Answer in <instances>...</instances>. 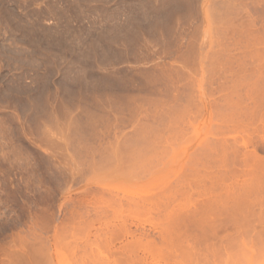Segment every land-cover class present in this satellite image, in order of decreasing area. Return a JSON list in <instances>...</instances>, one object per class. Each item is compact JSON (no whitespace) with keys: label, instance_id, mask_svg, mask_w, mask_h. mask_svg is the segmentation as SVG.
Returning <instances> with one entry per match:
<instances>
[{"label":"rangeland","instance_id":"obj_1","mask_svg":"<svg viewBox=\"0 0 264 264\" xmlns=\"http://www.w3.org/2000/svg\"><path fill=\"white\" fill-rule=\"evenodd\" d=\"M263 98L264 0H0V264H88L118 215L155 236L168 193L215 201L217 244L235 185L264 181Z\"/></svg>","mask_w":264,"mask_h":264},{"label":"bare ground","instance_id":"obj_2","mask_svg":"<svg viewBox=\"0 0 264 264\" xmlns=\"http://www.w3.org/2000/svg\"><path fill=\"white\" fill-rule=\"evenodd\" d=\"M261 1H263V0H261ZM255 23V22H254ZM250 24V23H249ZM254 26V25H253ZM261 82V81H260ZM262 83V82H261ZM257 87V86H256ZM259 87V86H258ZM263 88V87H262ZM258 89V88H257ZM256 90V89H255ZM257 91V90H256ZM255 91V92H256ZM260 93V92H259ZM244 96V95H243ZM242 96V97H243ZM255 96V95H254ZM239 97V96H238ZM227 98V97H226ZM260 98V97H259ZM229 99V98H228ZM239 99V98H238ZM258 99V98H257ZM257 99H256V101H257ZM264 99V98H263ZM243 100V99H242ZM248 100V99H247ZM228 101V100H227ZM245 101V100H244ZM260 101H263L262 99L260 100ZM242 102V101H241ZM238 103H240L239 101H238ZM253 104H255V103H253ZM253 104H251V105H253ZM258 104V103H257ZM262 104V103H261ZM242 105V104H241ZM239 106V105H238ZM240 107V106H239ZM226 108V107H225ZM253 108H255V107H253ZM242 109V108H241ZM245 109H247V108H245ZM252 109V108H251ZM257 109H258V107H257ZM239 110V109H238ZM253 111H254V109H253ZM262 110H260L259 112H261ZM235 112V111H234ZM250 112V111H249ZM255 112V111H254ZM241 113V112H240ZM251 113V112H250ZM248 114V113H247ZM252 114V113H251ZM255 113H253V115H254ZM225 115V114H224ZM237 115V114H236ZM243 115H244V113H243ZM230 116V115H229ZM226 118H228V117H226ZM231 118V117H230ZM230 118H228V120L227 121H229V119ZM261 118V117H260ZM251 119V118H250ZM256 121H258V119L256 118ZM261 121V120H260ZM263 121V120H262ZM246 122V121H245ZM258 123V122H257ZM264 123V122H263ZM262 123V124H263ZM250 124V123H249ZM249 126V125H248ZM257 127V126H256ZM253 128V127H252ZM235 129V128H234ZM255 129V128H254ZM260 129V128H259ZM259 129H257V130H259ZM240 130V129H239ZM245 130V129H244ZM263 130V129H262ZM167 131V130H166ZM180 131H182L181 129H180ZM252 130H250V132H251ZM253 131H255V130H253ZM260 131V130H259ZM151 132V131H150ZM174 132H176V130H174ZM241 132H244V131H241ZM247 132H249V131H247ZM249 132V133H250ZM261 132V131H260ZM149 133V132H148ZM153 133V132H152ZM159 133V132H158ZM183 133V132H182ZM246 133V132H245ZM254 133V132H253ZM142 134V133H141ZM255 134H259V133H255ZM148 135V134H147ZM158 135V134H157ZM180 135V134H179ZM251 135V134H250ZM148 136H150V135H148ZM154 136H155V134H154ZM153 136V137H154ZM177 136V135H176ZM175 136V139L177 138V137H179V136H177L176 137ZM139 137V136H138ZM142 137V136H141ZM141 137H139V138H141ZM160 137V136H159ZM143 138V137H142ZM163 138V137H162ZM173 138V137H172ZM260 138V137H259ZM148 139H151V138H148ZM148 139H146V140H148ZM154 139H156V138H154ZM160 139V138H159ZM174 139V140H175ZM261 139V138H260ZM153 140V139H152ZM151 141V140H150ZM155 141V140H154ZM179 141H180V139H179ZM176 142V141H175ZM229 142V141H228ZM249 142V141H248ZM250 142H253V141H250ZM131 143V142H130ZM141 143V142H140ZM143 143V142H142ZM141 143V144H142ZM147 143V142H146ZM162 143H165V142H163L162 141ZM161 143V144H162ZM173 143V142H172ZM227 143V142H226ZM231 143V142H230ZM256 143V142H255ZM254 143V144H255ZM133 144V143H132ZM151 144V143H150ZM157 144V143H156ZM212 144H214V143H212ZM212 144H210V145H212ZM236 144H238V142L236 143ZM251 144V143H250ZM148 145V144H147ZM155 145V144H154ZM159 145V144H158ZM210 145H208V146H210ZM248 146H250L249 144H247ZM134 146H135V144H134ZM156 146V145H155ZM155 146H153L154 148H155ZM168 146V145H167ZM232 146V145H231ZM261 146H262V144H261ZM139 147V146H138ZM148 147V146H147ZM221 147V146H220ZM253 147V146H252ZM122 148V147H121ZM131 148V147H130ZM142 148V147H141ZM144 148V147H143ZM237 148V147H236ZM149 149V148H148ZM160 149V148H159ZM162 149V148H161ZM165 149H169V148H165ZM203 149H206V148H203ZM202 149V150H203ZM208 149V148H207ZM206 149V150H207ZM212 149V148H211ZM233 149V148H232ZM234 149H235V147H234ZM254 149V148H253ZM124 150V149H123ZM154 150V149H153ZM162 150H164V148L162 149ZM227 149H225L224 150V152L226 151ZM244 150V149H243ZM118 151V150H117ZM120 151V150H119ZM143 151H145V150H143ZM165 151V150H164ZM163 151V152H164ZM229 151H230V153L232 154V150H230L229 149ZM245 151V150H244ZM132 152V151H131ZM134 152V151H133ZM141 152H142V150H141ZM150 152V151H149ZM210 152H211V150H210ZM118 153H120V152H118ZM134 153H136V152H134ZM138 153V152H137ZM155 153H156V149H155ZM158 153V152H157ZM219 153H220V151H219ZM222 153V152H221ZM226 153H228V152H225V155H226ZM238 153H239V151H238ZM241 153V152H240ZM249 153V152H248ZM252 152L250 151V154H251ZM121 154V153H120ZM124 154V153H123ZM143 154V153H142ZM159 154H161V153H159ZM158 154V155H159ZM209 154H211V153H209ZM224 154V153H223ZM229 154V153H228ZM227 154V155H228ZM245 154V153H244ZM113 155V154H112ZM129 155V154H128ZM144 155V154H143ZM142 155V156H143ZM200 155V154H199ZM212 155V154H211ZM217 155V154H216ZM216 155H214V153H213V156H215V157H209V158H211V160L212 159H214L213 161V163L215 164V159H217L218 157L216 156ZM234 155V154H233ZM236 155V154H235ZM238 155V154H237ZM236 155V158L238 157ZM241 155H243L242 153H241ZM246 155V154H245ZM255 155V154H254ZM254 155H250V156H254ZM118 156V155H117ZM121 156V155H120ZM130 156V155H129ZM140 156H141V154H140ZM207 156H208V154H207ZM221 156V159H218V160H222V155H220ZM229 156V155H228ZM244 156V155H243ZM257 156V155H256ZM255 156V157H256ZM125 157V156H124ZM131 157V160H132V156H130ZM223 157H224V155H223ZM231 157H233V156H231ZM239 157H240V155H239ZM238 157V158H239ZM247 157H248V155H247ZM113 158V157H112ZM141 159L143 158V157H140ZM209 158H207V159H209ZM254 158V157H253ZM257 158H260V157H258L257 156ZM256 158V159H257ZM111 159V158H110ZM120 159V158H119ZM224 159V158H223ZM228 159V158H227ZM123 160H125V159H123ZM133 160H134V158H133ZM153 160V159H152ZM205 160V159H204ZM211 160H209V161H211ZM217 160V161H218ZM229 160V159H228ZM236 160V159H235ZM255 160V159H254ZM262 161H263V159H261ZM118 161V160H117ZM126 161V160H125ZM127 161H130V160H128L127 159ZM126 161V162H127ZM138 161H140V160H138ZM145 161V160H144ZM143 161V162H144ZM195 161H196V159H195ZM200 161V160H199ZM203 161V160H202ZM224 161V160H223ZM240 161V160H239ZM262 161L261 162H259V160L257 161V160H255V164H257V162L259 163V165L258 166H256V167H258L259 168V166H261V165H263L262 164ZM111 162V161H110ZM119 163H120V161H118ZM134 162V161H133ZM220 162H222V161H220ZM246 162V161H245ZM113 163V162H112ZM130 163V162H129ZM153 163V162H152ZM212 163V164H213ZM219 163V162H218ZM222 163H224V162H222ZM235 163H236V161H235ZM234 163V164H235ZM247 163V162H246ZM139 164H140V162H139ZM188 164H190V163H188ZM208 165L210 164V163H207ZM225 164V163H224ZM230 164V163H229ZM233 164V163H232ZM105 165V164H104ZM103 165V166H104ZM113 165V164H112ZM126 165V164H125ZM124 165V166H125ZM129 165V166H128ZM131 165H132V161H131ZM152 165V164H151ZM199 165V164H198ZM218 165H220V164H218ZM227 165V164H226ZM113 166H115V165H113ZM126 166H128V167H130V164H128L127 163V165ZM133 166V165H132ZM140 166V165H139ZM138 166V167H139ZM142 166V165H141ZM149 166H150V163H149ZM191 166V165H190ZM221 166H222V164H221ZM264 166V165H263ZM105 167H106V165H105ZM104 167V168H105ZM119 167V166H118ZM135 167V166H134ZM214 167H216V166H214ZM225 167H227V166H225ZM224 167V168H225ZM232 167V166H231ZM247 167V166H246ZM248 167H249V165H248ZM247 167V168H248ZM255 167V168H256ZM262 167V166H261ZM260 167V168H261ZM123 168V167H122ZM125 168V167H124ZM123 168V169H124ZM143 168V167H142ZM207 168H209V167H207ZM217 168H220V167H217ZM243 168V167H242ZM250 168V167H249ZM258 168H256V169H258ZM115 169H116V167H115ZM128 169V168H127ZM131 169V168H130ZM138 169V168H137ZM200 169V168H199ZM236 169V168H235ZM252 169V168H251ZM255 169V170H256ZM264 169V168H263ZM108 170V169H107ZM110 170V169H109ZM112 170V169H111ZM120 170V169H119ZM133 170V169H132ZM139 170V169H138ZM211 170V169H210ZM218 170V169H217ZM216 170V171H217ZM227 170V169H226ZM242 170V169H241ZM250 170V169H249ZM254 170V171H255ZM123 171V170H122ZM125 171V170H124ZM134 171V170H133ZM132 171V172H133ZM144 171V170H143ZM198 171V170H197ZM196 171V172H197ZM215 171V170H214ZM233 171V170H232ZM235 171V170H234ZM260 170L258 169V172H259ZM264 171V170H263ZM142 172V171H141ZM146 172V171H145ZM188 172H190V171H188ZM205 172V171H204ZM221 171H219L218 173H220ZM247 172V171H246ZM252 172H253V169H252ZM252 172H250V176H251V174L253 175V173ZM256 172V171H255ZM254 172V174L255 175H257L258 176V174H256ZM201 173V172H200ZM218 173H216L217 175H218ZM228 173V172H227ZM231 173V172H230ZM234 173V172H233ZM244 173V172H243ZM260 173V172H259ZM119 174V173H118ZM117 174V175H118ZM121 174V173H120ZM120 174H119V176H120ZM126 174H127V172H126ZM205 174V173H204ZM209 174V173H208ZM264 174V173H263ZM262 174V175H263ZM221 174H219L218 176H220ZM254 175V176H255ZM261 175V174H260ZM260 176V177H262L263 178V176ZM121 176H123V175H121ZM134 176H135V174H134ZM140 176V175H139ZM192 176H194V175H192ZM201 176V175H200ZM211 176V175H210ZM235 176V175H234ZM245 176V175H244ZM124 177V176H123ZM189 177H190V175H189ZM213 177V176H212ZM223 177V176H222ZM232 177V176H231ZM236 177H237V175H236ZM238 177H240V176H238ZM248 177V176H247ZM259 177V176H258ZM194 178V177H193ZM197 178H199V177H197ZM201 178V177H200ZM206 178V177H205ZM210 178V177H209ZM219 178V177H218ZM234 179H235V177H233ZM248 178H250V177H248ZM253 178V179H252ZM255 178H257V177H253V176H251V179H249L248 181H247V179L246 180H244L243 181V184H241L240 186L239 185H235V187L237 188L236 190H234V191H231V192H233V193H230V192H228V194L232 197H230V196H226V199H225V196H223V198H224V201H225V203L227 202V197H230L231 198V205L228 207V205H227V208H225L226 206H224L223 208H225V209H227L226 211H229V210H231V211H229L228 213H230V212H232V213H230L231 215H228V213H226L228 216H226L225 215V213H223L221 216H225L226 218H228L229 216H231L230 218H232V219H230V218H228V219H230L231 221H229V222H227V223H230V222H232V224H231V226L229 227V228H232V233H228L229 235H228V237H227V233L225 234L226 236V238H224V237H221L220 238V241H218V243L216 244V242L214 241V239L213 238H211V240L212 241H210L209 239H208V237H215L216 235H214V230L215 229H220L219 227L220 226H218L217 228H214V221H215V218H213L212 220H210V218H208V217H210L212 214L211 213H213V211H215V210H217V209H220V207L218 208H216V209H214L213 208V204H214V200H212L213 202H212V204L211 205H209V204H207L206 203V205L207 206H205L204 204H203V207L202 208H200L201 210H205L204 212L203 211H201L200 209H197L198 207H196V209H194V210H190V208H188L187 207V205L188 204H185L186 205V207H181V206H178V207H180V208H178L176 205V203L175 204H173L174 203V201H176L174 198H176V195H179L178 193L177 194H174V193H172V194H174V195H172L171 193H168V195L166 196V194H162V195H164V196H160V198L159 197H156V199H157V201H154V202H152L151 203V205L153 204L154 206H155V203H156V206H157V204H158V206H159V204L160 205H162L161 207L163 208V210L161 209L160 211V213H162L163 212V214H161V218L162 219H164V220H161V221H167L168 222V227H166L167 229H166V231H165V229H164V232H158L157 233V235H158V238L156 237V239H158V241H156L154 238H155V236H157V235H155V236H153V235H151V234H149L148 232H145L144 231V229H142V230H138L137 228H136V225H135V228L137 229H135V231L133 230V231H131V229H130V225H132V224H130V225H127L124 221H123V223L120 221V223H119V220L121 219V218H119L118 216V214H119V212L121 211H117V209L119 208V206H118V208L117 209H115L116 210V219H117V221H118V225H115L114 224V222L112 221V223L114 224L113 226L111 225V223L109 224V223H106V220H105V222H103V223H98L97 221V219H96V223H98V227H94V226H90L91 228V233H93L92 234V236H93V238H97L100 234L102 235V237L104 236V239L105 240H103V238H101L102 240H103V242L101 243V242H99L100 244H97L96 243V241H93L92 240V242L93 243H91L90 245H94V246H92L93 248H94V250H93V248L91 249V251H90V249H89V256L87 257V255H86V258L88 259L89 258V262H90V264H264V188H263V186H264V181H262L261 182V180L259 179V178H257V180L259 179L260 180V182H256L254 179ZM188 179V178H187ZM194 179H196V178H194ZM193 179V180H194ZM202 179H204V178H202ZM210 179H213V178H210ZM217 179V178H216ZM223 179H224V177H223ZM232 179V178H231ZM234 179H233V181H234ZM197 180H199V179H197ZM197 180H195V181H197ZM180 181V180H179ZM187 181V180H186ZM189 181H190V179H189ZM204 181V180H203ZM222 181V180H221ZM221 181H220V183H221ZM230 181V180H229ZM246 181V183H244ZM253 181V182H252ZM185 182V181H184ZM249 182V183H248ZM252 182V183H251ZM256 182V183H255ZM174 183V182H173ZM186 183V182H185ZM188 183V182H187ZM214 183V182H213ZM232 183V182H231ZM248 183V184H247ZM250 183H251V185H250ZM260 183H262L261 185H260ZM181 184V183H180ZM195 184V183H194ZM206 184V183H205ZM223 184V183H222ZM233 184V183H232ZM260 186H262V187H260ZM189 185V184H188ZM230 185V184H229ZM234 185V184H233ZM252 185L254 186H256V187H258V188H256V187H252ZM258 185V186H257ZM176 186V185H175ZM175 186H173V187H175ZM215 187L216 186H218V185H214ZM219 186H221V184L219 185ZM232 186V185H231ZM207 187V186H206ZM223 187V186H222ZM225 188H226V186H224ZM260 187V188H259ZM169 188H171V186L169 187ZM186 188V187H185ZM211 188H212V186H211ZM225 188H222V189H225ZM231 188V187H230ZM262 188V189H261ZM176 189H178V188H176ZM180 189H181V186H180ZM183 189V188H182ZM228 189V188H227ZM235 189V188H234ZM175 190V189H174ZM191 190H193V189H191ZM216 190H218V189H216ZM215 190V191H216ZM220 190V189H219ZM229 190H231V189H229ZM238 190V191H237ZM201 191V190H200ZM222 192H223V190H221ZM227 191V190H226ZM103 192V191H102ZM165 192H166V190H165ZM183 192H186V191H183ZM188 192H190V191H188ZM187 192V193H188ZM192 192H194V191H192ZM204 193H207V190H206V192L205 191H203ZM203 192H200V194H202ZM106 193H107V191H106ZM199 193V192H198ZM109 194V193H108ZM210 195V193H207L206 195ZM217 194H220V193H218V191H217ZM222 194H224V193H222ZM171 195V196H170ZM203 195V194H202ZM201 195V196H202ZM206 195H204L203 197H205ZM215 195V194H214ZM188 196L189 197H191L189 194H188ZM188 196H185V197H188ZM200 196V197H201ZM103 197H104V195H103ZM116 197V196H115ZM199 197V196H198ZM207 197V196H206ZM205 197V198H206ZM214 197H217V196H213V198ZM221 197V196H220ZM101 198V197H100ZM128 198V197H127ZM180 198H181V196H180ZM180 198H176V199H180ZM183 198V197H182ZM229 198V199H230ZM102 199V198H101ZM126 199V198H125ZM124 199V200H125ZM193 199V198H192ZM197 199V198H196ZM208 199V198H207ZM217 199V198H216ZM215 199V200H216ZM104 200V199H103ZM113 200V199H112ZM130 200V199H129ZM186 200V199H185ZM205 200V199H204ZM221 200V199H220ZM94 201V200H93ZM97 201H98V199H97ZM102 201V200H101ZM108 201V200H107ZM110 201H111V199H110ZM133 201V200H132ZM147 201V200H146ZM189 201H193V200H189ZM206 201V200H205ZM218 201H219V199H218ZM217 201V202H218ZM222 201H223V199H222ZM223 201V202H224ZM184 202V201H183ZM198 202V201H197ZM216 202V203H217ZM101 203V202H100ZM115 203V202H114ZM139 203V202H138ZM141 203V202H140ZM186 203V202H185ZM200 203V202H199ZM225 203H223V205H225ZM97 204V203H96ZM124 204V203H123ZM133 204V203H132ZM131 204V205H132ZM150 204V203H149ZM115 205H118V204H115ZM140 205H142V204H140ZM139 205V206H140ZM179 205H184V204H179ZM193 205H195V203H193ZM217 205H219L220 206V204L219 203H217ZM104 206H105V204H104ZM127 206V205H126ZM149 206V205H148ZM155 206V209L157 208ZM189 207H191L190 206V204L188 205ZM198 206H200V205H198ZM202 206V205H201ZM214 206H215V204H214ZM114 207V206H113ZM116 207V206H115ZM129 207H130V205H129ZM135 207V206H134ZM133 207V208H134ZM143 207V206H142ZM221 207H222V204H221ZM110 208V207H109ZM128 208V207H127ZM141 208V207H140ZM144 208H145V206H144ZM147 208V207H146ZM149 208V207H148ZM186 208V209H185ZM188 208V209H187ZM223 208L220 210V212H217L218 213V215H220L219 213H222V211H224L223 210ZM230 208V209H229ZM102 209V208H101ZM112 209V208H111ZM114 209V208H113ZM143 209V208H142ZM155 209H154V211H155ZM255 211H254V210ZM257 209V210H256ZM126 210V209H125ZM131 210V209H130ZM129 210V211H130ZM134 210H136V209H134ZM140 210V209H139ZM157 210V209H156ZM137 211V210H136ZM141 211V210H140ZM144 211V210H143ZM147 211H148V209H147ZM207 211V214L205 215L204 213ZM219 211V210H218ZM226 211H224V212H226ZM103 212H104V210H103ZM102 212V213H103ZM114 212V211H113ZM131 212V211H130ZM142 212V211H141ZM146 212V211H145ZM151 212H153V211H151ZM202 212V213H201ZM87 213V212H86ZM106 213V212H105ZM118 213V214H117ZM132 213V212H131ZM148 213V212H147ZM209 213V214H208ZM95 214V213H94ZM125 214V213H124ZM211 214V215H210ZM214 214V213H213ZM88 215V214H87ZM97 215V214H96ZM96 215H93V216H96ZM108 215H110V214H108ZM135 215V214H134ZM137 215H139V214H137ZM150 215H151V213H150ZM205 215V216H204ZM209 215V216H208ZM101 217H102V215H100ZM105 216V215H104ZM103 216V217H104ZM212 216H215V215H212ZM217 216V215H216ZM223 216V217H224ZM98 219H99V216H96ZM109 217V216H108ZM113 217V216H112ZM115 217V216H114ZM122 217V216H121ZM131 217H132V215H131ZM139 217V216H138ZM153 217V216H152ZM223 217H222V219H223ZM110 218V217H109ZM108 218V219H109ZM127 218H129V217H127ZM160 218V219H161ZM219 218H220V216H219ZM225 218V219H226ZM101 219V218H100ZM105 219V218H104ZM107 219V218H106ZM111 219H113V218H111ZM116 219L114 218V221H116ZM119 219V220H118ZM217 220H218V217L216 218ZM240 219L243 221V224L241 223V221H240ZM85 220H87V219H85ZM91 220V219H90ZM94 220V219H93ZM102 220V219H101ZM110 220V219H109ZM125 220V219H124ZM127 220V219H126ZM146 220H148V219H146ZM208 220V222H206ZM203 223H202V222ZM210 221H212L211 223H209ZM219 221H220V219H219ZM88 222H90V221H88ZM87 222V223H88ZM137 222V221H136ZM141 222V221H140ZM167 222H165V223H167ZM206 222V223H205ZM218 221H216V223H217ZM221 223H219L218 225H222V227H223V224H225V225H227L226 223H224V222H222V221H220ZM239 222L241 223V225L239 224ZM95 223V221L93 222V223H90V224H94ZM122 223V224H121ZM134 223V222H133ZM209 224V225H207V227H204V230L206 229V228H209V233H208V231H205V233H207V234H209L208 236H207V238H198L197 237V234L196 233H198V235H202V233L201 234H199L200 232H197L196 231V229H195V231H196V233H194L195 231L194 230H192V229H194V228H196L195 227V225H197V227H198V225L200 224L201 226H205V225H203V224ZM215 223V224H216ZM223 223V224H222ZM85 225H86V223H84ZM89 224V225H90ZM147 224V223H146ZM195 224V225H194ZM211 224V225H210ZM88 225V226H89ZM166 225V224H165ZM199 225V227H201ZM134 226V225H133ZM138 226V225H137ZM148 226V225H147ZM163 226V225H162ZM228 226H229V224H228ZM163 227H165V226H163ZM153 228H154V226H153ZM160 229L162 228V227H159ZM192 228V229H191ZM224 228V227H223ZM228 228V227H227ZM229 228L227 229V230H229ZM134 229V228H133ZM202 230L203 228H198V230ZM211 229V230H210ZM82 230H84V229H82ZM89 230V227H88V229H87V231ZM155 230V229H154ZM153 230V231H154ZM162 230V229H161ZM203 230V231H204ZM221 230H223L222 228H221ZM226 230V231H227ZM92 231H94V232H92ZM155 231H158V229L157 230H155ZM154 231V232H155ZM224 231H225V229H224ZM154 232H153V234H154ZM227 232H229V231H227ZM176 235H175V234ZM204 233V232H203ZM204 233V234H205ZM216 233H218V231L216 232ZM215 233V234H216ZM84 234V233H83ZM122 235V237L120 236V235ZM81 235V234H80ZM90 235V234H89ZM88 235V236H89ZM117 235H119V237H121V239L119 238H117L118 236ZM82 236V235H81ZM115 236H116V239L118 240V241H116V239H115ZM199 236V237H200ZM218 236H220V235H218ZM223 236H224V234H223ZM84 237V236H83ZM86 238H87V236H86ZM94 239V240H95ZM176 239H178V240H176ZM204 239V240H203ZM206 239H208V240H206ZM82 240V239H81ZM91 240V239H90ZM90 240H88L87 241V239H86V241L89 243V241ZM97 240H99V238L97 239ZM76 241V240H75ZM78 241V240H77ZM179 241H182V244L183 243H185V244H183V245H181L180 243L181 242H179ZM94 242H95V244H94ZM215 242V243H214ZM74 243V242H73ZM87 243V244H88ZM86 244V243H85ZM215 244V245H214ZM90 245H88V246H90ZM87 246V245H86ZM182 246V248H179L181 251H177V252H179V255H173V253H172V255H171V252H174L173 251V249L175 248V249H177V247H181ZM84 248H86V247H84ZM88 248V247H87ZM178 250V249H177ZM81 251V250H80ZM96 251V252H95ZM176 251V250H175ZM87 252V253H88ZM164 252H166L168 255H166V254H164ZM97 254V255H101L100 257H98L97 255H94V254ZM86 254V253H85ZM83 255V254H82ZM166 255V256H165ZM171 255V256H170ZM77 256V255H76ZM83 256H85V255H83ZM94 256H96V257H94ZM174 256V257H173ZM79 257V256H78ZM98 257V258H97ZM93 258H95V259H93ZM80 259H82V258H79V260ZM86 259V260H87ZM97 259V260H96ZM73 260H74V258H73ZM72 260V261H73ZM99 260V261H98ZM74 262H75V260H74ZM89 262H88V260H87V263L89 264Z\"/></svg>","mask_w":264,"mask_h":264}]
</instances>
